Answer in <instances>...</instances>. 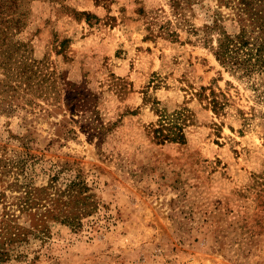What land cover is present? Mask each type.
<instances>
[{"label": "rangeland", "instance_id": "obj_1", "mask_svg": "<svg viewBox=\"0 0 264 264\" xmlns=\"http://www.w3.org/2000/svg\"><path fill=\"white\" fill-rule=\"evenodd\" d=\"M220 1L0 0V152L82 168L100 200L9 264H264V75L216 59ZM165 111L184 141L155 139Z\"/></svg>", "mask_w": 264, "mask_h": 264}, {"label": "trees", "instance_id": "obj_2", "mask_svg": "<svg viewBox=\"0 0 264 264\" xmlns=\"http://www.w3.org/2000/svg\"><path fill=\"white\" fill-rule=\"evenodd\" d=\"M171 1L175 12L181 14L184 3L189 4L191 0ZM220 2L229 11L213 16L203 26V31L213 36L209 40L219 63L257 87V78L264 75V0ZM260 96L264 99V88ZM88 100L83 98L79 110L88 107ZM210 103L215 111L223 109L225 104L214 91ZM178 112L161 114L153 129L155 139L160 142L185 140ZM82 127L85 129L86 124ZM91 128H96L94 120ZM43 157L33 152L28 144H23V149L18 151H10L5 146L0 152L3 182L0 203L5 206L0 215V264L19 259L22 256L20 245L32 238L49 242L56 224L79 230L84 218L100 208V200L82 168L74 170L69 163L59 166ZM8 189L12 190L11 195Z\"/></svg>", "mask_w": 264, "mask_h": 264}]
</instances>
